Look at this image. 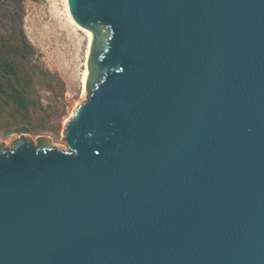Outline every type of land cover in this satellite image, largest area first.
<instances>
[{"label": "water", "instance_id": "obj_1", "mask_svg": "<svg viewBox=\"0 0 264 264\" xmlns=\"http://www.w3.org/2000/svg\"><path fill=\"white\" fill-rule=\"evenodd\" d=\"M87 100L0 144V264H264V0H68Z\"/></svg>", "mask_w": 264, "mask_h": 264}, {"label": "rangeland", "instance_id": "obj_2", "mask_svg": "<svg viewBox=\"0 0 264 264\" xmlns=\"http://www.w3.org/2000/svg\"><path fill=\"white\" fill-rule=\"evenodd\" d=\"M19 5L23 8L22 28L33 48L25 70L38 77L35 78L31 98L39 103L23 115L0 95V144L11 149L15 138L27 137L36 142L46 137L60 150L68 151L64 136L66 122L88 97L86 87L85 99H82L80 87L87 47L86 30L67 24L61 0H0L3 17V21L0 19V40L2 37L8 39V44L17 43L7 17L11 11H21ZM36 64L40 71L33 69ZM46 71L62 83L53 82L50 86L48 81H39L40 72Z\"/></svg>", "mask_w": 264, "mask_h": 264}, {"label": "trees", "instance_id": "obj_3", "mask_svg": "<svg viewBox=\"0 0 264 264\" xmlns=\"http://www.w3.org/2000/svg\"><path fill=\"white\" fill-rule=\"evenodd\" d=\"M19 6L21 11H11L7 17L11 24L12 35L16 37L17 43L8 44V39L5 40L3 37L0 40L2 41L0 45V95L11 102L20 114L25 115L28 114L31 107L38 106L39 102L31 98V90L35 85V78L38 79V77L25 70V65L29 63V58L33 55V48L28 43L23 31V8L21 5ZM0 19L3 21L2 14H0ZM33 69L40 71L37 64L33 66ZM39 81H48L50 86L53 82L62 83L48 71L40 72Z\"/></svg>", "mask_w": 264, "mask_h": 264}, {"label": "bare ground", "instance_id": "obj_4", "mask_svg": "<svg viewBox=\"0 0 264 264\" xmlns=\"http://www.w3.org/2000/svg\"><path fill=\"white\" fill-rule=\"evenodd\" d=\"M61 4L63 6L62 14L64 15V18H65L67 24L69 26L75 27L76 29H80L81 27L76 23V21L74 20V18L71 15L68 0H61ZM85 34H86V38H87V47H86V52H85L86 56H85L84 70L82 71L81 76H80V87L83 90L82 99H85V92H86L87 79H88V57L90 54V47H91V42H92L91 33L86 31ZM75 110L71 114V118L74 116Z\"/></svg>", "mask_w": 264, "mask_h": 264}]
</instances>
